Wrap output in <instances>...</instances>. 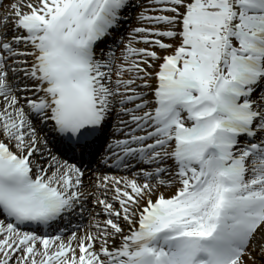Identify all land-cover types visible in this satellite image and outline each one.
<instances>
[{
    "label": "snow or ice",
    "instance_id": "snow-or-ice-1",
    "mask_svg": "<svg viewBox=\"0 0 264 264\" xmlns=\"http://www.w3.org/2000/svg\"><path fill=\"white\" fill-rule=\"evenodd\" d=\"M0 264H264V0H0Z\"/></svg>",
    "mask_w": 264,
    "mask_h": 264
}]
</instances>
